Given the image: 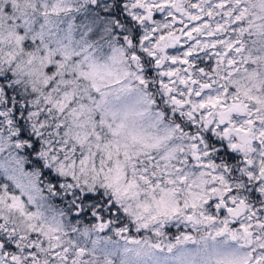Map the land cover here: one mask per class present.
<instances>
[{"label": "snow or ice", "instance_id": "snow-or-ice-1", "mask_svg": "<svg viewBox=\"0 0 264 264\" xmlns=\"http://www.w3.org/2000/svg\"><path fill=\"white\" fill-rule=\"evenodd\" d=\"M0 264H264V0H0Z\"/></svg>", "mask_w": 264, "mask_h": 264}]
</instances>
